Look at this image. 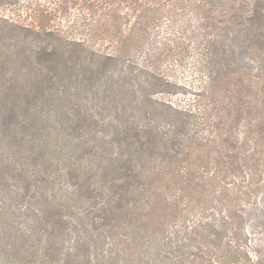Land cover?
<instances>
[{"label":"trees","instance_id":"1","mask_svg":"<svg viewBox=\"0 0 264 264\" xmlns=\"http://www.w3.org/2000/svg\"><path fill=\"white\" fill-rule=\"evenodd\" d=\"M15 1L0 0V8ZM190 3L201 20L198 40L190 46L203 65V91L194 110L168 105L165 122H159L153 99L163 93L162 78L131 64L133 39L121 53H99L53 30L35 31L0 15V264H72L74 250L76 258L91 252L90 233L101 237L103 230L121 227L113 224L119 220L129 224L98 239L99 264H264V217L250 218L252 209L249 220L246 211L236 209L175 231L176 223L166 218L158 223L162 217L134 215L126 208L139 209L143 181L153 186V177L161 180L158 162L176 166L171 177L179 184L185 173L180 165L197 169L215 159L226 201L231 191L241 195L243 188L261 190L264 183L257 158L264 145V0ZM156 14L145 9L141 17ZM101 88L106 100L110 91L119 100L141 101L145 119L125 109L118 115L122 123L118 117L106 119L107 105L93 96ZM87 154H102L109 167L101 174L85 170ZM197 171H189L188 178L202 185ZM256 173L260 180L253 185ZM240 174L248 185L234 181L242 180ZM78 189L79 197L71 201ZM169 199L153 205L166 213ZM78 218H84L83 225L72 230ZM126 228L131 230L121 234ZM130 236L155 252L129 254L123 246Z\"/></svg>","mask_w":264,"mask_h":264},{"label":"rangeland","instance_id":"2","mask_svg":"<svg viewBox=\"0 0 264 264\" xmlns=\"http://www.w3.org/2000/svg\"><path fill=\"white\" fill-rule=\"evenodd\" d=\"M190 1L111 0L109 4L107 0H16L15 4L0 8V15L35 31L48 32L53 30L55 33L63 35L70 40L82 42L89 49L96 50L99 53H121L127 40L133 39L138 42L133 41V44H130V59L134 61L131 64L135 66L144 65L153 74L162 78L160 80L163 82L160 92L163 93L154 94L153 99L158 107L159 122H165L166 119L163 115L168 113V105L177 109L192 108L194 110L193 103L197 104L196 99L201 98L199 94L203 91L200 87L202 80H204V76L201 78L203 65L201 59L199 60V56L195 55L193 45L190 46L192 41L197 42L198 40L197 35L201 32L198 26L201 24V20H199L200 16L197 14L196 7ZM145 9L158 14L150 19L142 18L141 14ZM142 27L146 29L144 36ZM106 28H117L120 30L112 32L106 30ZM141 39H143L142 44L139 42ZM243 63L245 64V62ZM144 77L146 76H141V79L145 80ZM93 96L100 100L102 104L107 105L103 113L106 119H116L118 117L119 124L122 123L118 115L124 112L122 111L123 109L130 116V112H133L132 114L136 117L143 115L145 119L142 102H136L137 99L132 96L127 100H119L116 92L108 91V96L111 97V100H106L103 88L95 90ZM112 142H108L109 148ZM260 145L262 148L259 149L257 158L260 159L259 163H261L259 170L264 171V145L261 143ZM87 155L90 159L84 160L83 164H81L85 170L91 171L93 169V172H95L96 169L101 174L100 170L104 171L106 167H109L108 164L102 161V154L99 156L95 154ZM209 160L210 162L205 161L197 165V169L187 168L189 164L180 165L185 173L180 175L179 184L176 182L174 184L172 181L178 180L174 179L175 177H171L172 171L174 172L176 166H168V164L158 162L156 168L164 171V174L160 177L161 180L158 181L153 177L155 180L153 186L149 183L145 185L143 181L140 184L141 189L137 191L139 209H135L134 204L126 208L130 207L131 211H134V215L143 213L148 218H156L157 220V217H162L157 221L158 223L163 222L166 218L167 221L172 223V226L176 223L175 231H185L186 226L188 228H196L197 226L190 224H193L194 221H201L204 225L216 219L215 217L232 215L236 209L246 211L248 214L247 220H249L251 209L250 218L260 219L264 217V183H260V185H263L261 190L255 188L251 191V189L246 190L243 188L241 195L236 194V191H231L226 201L221 195L223 189L220 185L223 184L217 179L218 162L212 158ZM198 168L201 169L199 171L201 176H197V178L203 183L202 185L192 182L188 178V172L194 170L198 173ZM227 176L229 179H233L230 174ZM243 176L240 174L238 178L242 180L234 179V181L241 185H248V182L243 183ZM208 177H212V179ZM254 180L253 185L260 180L259 173H256ZM186 182L190 183V186ZM169 184L171 185L170 187ZM80 192L81 190L78 189L75 195L72 196L71 201L77 199ZM173 194L180 196L175 197ZM167 199H169L170 206L166 213L153 205L154 202H164ZM175 203L178 204L181 212L174 211V209L176 210ZM257 203H259L258 207L255 205ZM253 208L257 209L253 210ZM91 211L94 212L93 209ZM83 221L84 218L73 220L72 230L80 229ZM113 224L121 225V227L117 228L120 229L127 227L125 224H129V221L119 220L118 222H113ZM199 228L200 230L202 229V227ZM116 230L111 232L108 229L103 230L101 237L98 236V233H90V240L92 241L91 252H82L76 258L74 250L71 256V263L99 264L97 260V257H99L98 239L105 240L109 232L113 233ZM129 230L131 229L126 228L121 231V234ZM29 234L31 233L25 234V236ZM37 238L39 236L36 235L35 240ZM123 238L127 239V237ZM44 239L47 238L44 237ZM116 239L118 242L121 236ZM50 241L52 240L50 239ZM127 241L123 248L129 254L141 250L155 252L153 245L145 247L147 242L135 244L131 236ZM88 242L87 238L82 240L80 243L81 248L86 249ZM39 243L40 240H36L34 244L37 245ZM0 245L3 246L4 244L0 243ZM58 248L60 249V247ZM60 264H63V262Z\"/></svg>","mask_w":264,"mask_h":264}]
</instances>
